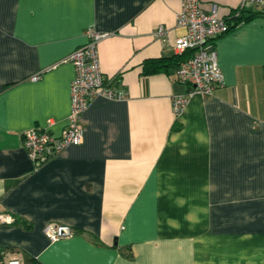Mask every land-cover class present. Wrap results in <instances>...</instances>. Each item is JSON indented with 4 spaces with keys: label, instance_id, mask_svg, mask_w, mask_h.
Segmentation results:
<instances>
[{
    "label": "crops",
    "instance_id": "obj_1",
    "mask_svg": "<svg viewBox=\"0 0 264 264\" xmlns=\"http://www.w3.org/2000/svg\"><path fill=\"white\" fill-rule=\"evenodd\" d=\"M181 4L0 0V212L14 219L0 224V264H264V15L200 0L230 25L215 43L224 85L175 116L172 97L190 91L174 74ZM90 28L108 33L100 70L126 97L95 100L82 143L35 167L22 134L67 126L63 60ZM49 223L73 234L50 241Z\"/></svg>",
    "mask_w": 264,
    "mask_h": 264
},
{
    "label": "built area",
    "instance_id": "obj_2",
    "mask_svg": "<svg viewBox=\"0 0 264 264\" xmlns=\"http://www.w3.org/2000/svg\"><path fill=\"white\" fill-rule=\"evenodd\" d=\"M244 6L264 12V0H242L241 7ZM176 26L184 29L185 33L176 38L174 49L179 55L186 52L189 55L179 62L174 74L179 83L190 89L188 93L175 95L171 99L173 114L178 116L185 109L191 94L210 98L216 88L224 85L215 43L229 31L230 25L226 19L218 17L216 4L205 10L200 0H182L180 11L176 14ZM164 33V28L159 26L153 35L161 38ZM85 35L87 43L63 60L70 63L74 70L67 126L58 136L36 126L22 134V146L35 167L49 162L68 146L82 143L84 128L81 118L95 100H120L126 97V93L118 87L117 77L107 78L100 70L97 45L108 33L90 28ZM13 220L10 215L0 212V224L11 223ZM43 231L50 241L73 234L69 227L55 223L47 224ZM4 264H21V261L11 256Z\"/></svg>",
    "mask_w": 264,
    "mask_h": 264
},
{
    "label": "trees",
    "instance_id": "obj_3",
    "mask_svg": "<svg viewBox=\"0 0 264 264\" xmlns=\"http://www.w3.org/2000/svg\"><path fill=\"white\" fill-rule=\"evenodd\" d=\"M252 15H255V16L256 15H264V12H256V13L251 14V16ZM245 19H247V18H245ZM239 23H241V18L236 19V23L235 24H239ZM187 55H189V52H186L184 54L178 55L176 60L174 61L176 63V65H178L179 62L183 58L187 57ZM164 67H166V60L165 59H158V60H153V61H149V62L145 63V69L144 70L146 72H155V71H157V70H159L161 68H164Z\"/></svg>",
    "mask_w": 264,
    "mask_h": 264
}]
</instances>
